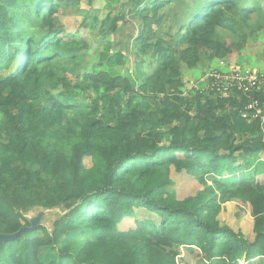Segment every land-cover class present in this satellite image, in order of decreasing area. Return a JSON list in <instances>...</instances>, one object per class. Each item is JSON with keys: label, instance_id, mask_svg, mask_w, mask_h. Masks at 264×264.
Listing matches in <instances>:
<instances>
[{"label": "trees", "instance_id": "obj_1", "mask_svg": "<svg viewBox=\"0 0 264 264\" xmlns=\"http://www.w3.org/2000/svg\"><path fill=\"white\" fill-rule=\"evenodd\" d=\"M80 1L0 0V233L29 226L33 208L60 210L0 242V264H264V120L241 116V93L182 90L183 66L259 37L264 0L125 1L140 23L134 55L155 65L135 81L112 69L120 53L86 69V39L57 27ZM95 11L81 22L90 32L125 21ZM255 97L264 117V90ZM172 172L201 189L178 198ZM231 201L248 206L252 239L220 222Z\"/></svg>", "mask_w": 264, "mask_h": 264}, {"label": "rangeland", "instance_id": "obj_2", "mask_svg": "<svg viewBox=\"0 0 264 264\" xmlns=\"http://www.w3.org/2000/svg\"><path fill=\"white\" fill-rule=\"evenodd\" d=\"M127 0H81L76 5L70 6L66 9H62L58 14L57 27L63 29L68 33L77 31L82 35L87 43L88 49L85 52L86 69H91L93 62L98 61V58L102 54H108L109 56L120 53L123 55V63L116 67H112L116 71H119L122 75H127L132 81H135V70L141 72H151L155 67L151 56L147 55H134L133 38L137 34V28H139V19L133 18L131 15L126 14V10L123 8L122 3ZM254 1V0H253ZM96 8L98 10H96ZM95 9V10H93ZM95 13L98 19H103L107 13L114 15L118 11H123L125 14V21L121 20L117 23V29L113 32H101V27L97 26L93 31H88L86 26H82V18L85 13ZM222 62L230 64H238L245 68L255 69L264 72V31L261 32L259 37L255 41L249 42L245 49L241 52H232L226 60ZM220 61V62H221ZM229 61V62H228ZM93 68V67H92ZM226 67L220 65L219 61H212L205 63V59L194 69H188L183 66L182 76L185 81L184 88L182 89L184 94L190 93L195 88H190L189 83L191 81L196 82L197 79L202 78L205 73L212 70H224ZM83 69L79 68L78 72ZM68 79L72 84L81 83V73L77 76L71 74L70 71L66 73ZM87 91H82L79 94L85 95ZM264 157V155H262ZM261 159L255 160L259 167L262 177H264V162ZM87 165L89 159L86 160ZM171 177L174 181V188L178 198H183L187 195L194 194L197 190L201 189L198 182L185 174H175L172 172ZM208 185L211 184V178L207 177ZM222 209L219 213V220L223 224H227L233 230H240L248 238L252 239V217L249 213L248 206L240 204L238 202H226L222 204ZM39 207L33 208L25 214V217L30 220L34 218L38 213H44L41 223L46 227H50L52 221L57 217L60 210L58 208L50 209L47 212H39ZM139 217H153L149 213L142 210L137 211ZM180 257H184L190 263L193 261L190 259L185 250H181Z\"/></svg>", "mask_w": 264, "mask_h": 264}, {"label": "built area", "instance_id": "obj_3", "mask_svg": "<svg viewBox=\"0 0 264 264\" xmlns=\"http://www.w3.org/2000/svg\"><path fill=\"white\" fill-rule=\"evenodd\" d=\"M223 65V62H220ZM224 70H212L201 78L203 86L196 82L189 83L190 88H195L202 93L218 97H228L231 93H241L249 100L245 109L240 112L243 118H259L264 120L259 100L255 97L256 92L264 90V72L245 68L238 64H227Z\"/></svg>", "mask_w": 264, "mask_h": 264}, {"label": "water", "instance_id": "obj_4", "mask_svg": "<svg viewBox=\"0 0 264 264\" xmlns=\"http://www.w3.org/2000/svg\"><path fill=\"white\" fill-rule=\"evenodd\" d=\"M39 212H47L50 209H44V208H39ZM44 213H38L34 218L28 220L29 221V226H22L20 227L16 232L14 233H0V242H6V241H12L20 236H22L25 232H30L33 229H35L39 225H43L41 223V219L43 218Z\"/></svg>", "mask_w": 264, "mask_h": 264}, {"label": "crops", "instance_id": "obj_5", "mask_svg": "<svg viewBox=\"0 0 264 264\" xmlns=\"http://www.w3.org/2000/svg\"><path fill=\"white\" fill-rule=\"evenodd\" d=\"M220 61H221V60H219V63H220ZM228 62H229V61H228ZM227 64H230V62H229V63H225V61H224V62H223V65H221V66L224 67V66L227 65ZM196 83H197V85L200 86V87L203 86V81L201 80V78H200V79H197V80H196Z\"/></svg>", "mask_w": 264, "mask_h": 264}]
</instances>
